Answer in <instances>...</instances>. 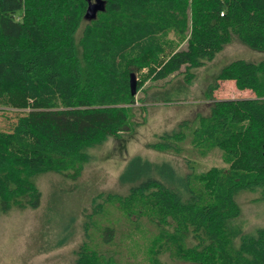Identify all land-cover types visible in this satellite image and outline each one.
Segmentation results:
<instances>
[{"label":"trees","instance_id":"16d2710c","mask_svg":"<svg viewBox=\"0 0 264 264\" xmlns=\"http://www.w3.org/2000/svg\"><path fill=\"white\" fill-rule=\"evenodd\" d=\"M102 1L104 10L86 21L85 0H0V97L6 106L27 109L10 132H0V214L37 208L35 177L53 173L74 180L88 162L89 148L138 125L130 74L145 70L156 90L182 75L178 84L187 89L194 70L233 38L264 51V0ZM82 23L78 58L74 35ZM225 80L253 98L214 100L216 85L210 87L208 114L196 118L191 143L201 154L220 151L226 167L192 175L191 184L183 185L185 196L152 169L116 200L128 216H144L156 227L162 222L178 238L193 235L199 245L210 243L208 252L183 254L190 261L212 264L218 244L223 261L264 264V230L234 251L222 240L226 224L240 213L239 194L258 192L264 199V61H232L214 77ZM164 144L175 148L169 134L153 148L163 151ZM130 167L120 183H127ZM111 236L109 229L102 233L106 242ZM114 261L110 252L82 244L75 264Z\"/></svg>","mask_w":264,"mask_h":264},{"label":"rangeland","instance_id":"374dc122","mask_svg":"<svg viewBox=\"0 0 264 264\" xmlns=\"http://www.w3.org/2000/svg\"><path fill=\"white\" fill-rule=\"evenodd\" d=\"M83 24L74 35L78 58L77 40ZM184 46L183 43L178 48ZM236 60L255 64L264 61V51L249 49L233 38L212 60L194 70L196 77L187 89L178 84L182 75L174 76L165 87L156 90L143 76L145 70L135 74L136 95L131 108L138 125L118 138L109 137L89 148L88 162L74 180L53 173L33 179L41 193L39 206L0 214V264H75L82 244L98 252H110L115 264H199L183 254L208 252L209 242L199 245L198 239L190 234L178 238L162 222L158 226L166 232L160 233L158 226L144 216L136 219L121 212L116 199L125 198L131 184L145 179L152 169L185 196L183 185L191 184L192 175L213 167H226L220 151L214 149L204 154L198 151L191 143V129L198 116L208 114L211 98H253L251 91L236 89L232 81H214L224 66ZM149 85L154 88L146 89ZM213 85L216 87L208 99L206 95ZM4 98L0 97V132H10L27 109L6 106ZM153 98L169 102H155ZM186 122L193 124L190 128L183 127ZM168 134L175 148L164 144L168 148L163 151L154 149L160 137ZM128 164L131 167L124 177L127 183H120ZM236 202L240 213L226 224L222 236L228 251L237 249L243 239L253 238L257 230H264V199L259 193L243 192ZM106 229L112 234L108 242L102 237ZM215 246L212 264H230L229 257L223 261L221 245ZM149 250L154 252L152 256Z\"/></svg>","mask_w":264,"mask_h":264},{"label":"water","instance_id":"95a60500","mask_svg":"<svg viewBox=\"0 0 264 264\" xmlns=\"http://www.w3.org/2000/svg\"><path fill=\"white\" fill-rule=\"evenodd\" d=\"M86 1V10L84 14V19L86 21L93 20L98 12L104 10V3L102 0H85ZM129 90L131 95L136 94V79L134 74L129 76Z\"/></svg>","mask_w":264,"mask_h":264}]
</instances>
